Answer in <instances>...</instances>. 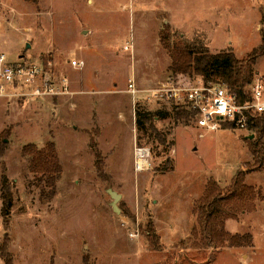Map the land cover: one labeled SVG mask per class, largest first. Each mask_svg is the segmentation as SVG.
Returning a JSON list of instances; mask_svg holds the SVG:
<instances>
[{
    "label": "rangeland",
    "instance_id": "374dc122",
    "mask_svg": "<svg viewBox=\"0 0 264 264\" xmlns=\"http://www.w3.org/2000/svg\"><path fill=\"white\" fill-rule=\"evenodd\" d=\"M263 36L264 0H0V53L42 64L68 90L0 97V177L13 202L7 227L0 218V248L13 264H264V162L257 170L260 155L250 152L256 142L264 155V132L202 130L176 119L172 104L148 94L134 104L126 92L130 81L138 90L203 83L168 71L162 38L171 49L241 59ZM253 72L264 77V56ZM49 142L61 175L45 200L21 148ZM135 148L148 153L142 171ZM237 171H250L244 184L259 195L252 212L228 208L236 218L224 230L252 242L205 244L196 205L209 183L224 194ZM109 191L120 196L117 210Z\"/></svg>",
    "mask_w": 264,
    "mask_h": 264
},
{
    "label": "trees",
    "instance_id": "16d2710c",
    "mask_svg": "<svg viewBox=\"0 0 264 264\" xmlns=\"http://www.w3.org/2000/svg\"><path fill=\"white\" fill-rule=\"evenodd\" d=\"M25 1L34 3L36 0ZM161 43L169 53L170 65L168 66V71L173 76H198L205 84L214 83L226 86L235 96L237 103L249 100L248 85L254 75L253 66L258 58L264 56V36L261 45L241 59L235 58L231 51H220L213 54L209 51L189 47L171 49L165 38L161 39ZM172 109L175 110L174 116L176 119L189 120L191 118V113L185 108L173 107ZM161 116H165V114L162 113ZM150 119L152 120L151 116L149 117ZM137 121L138 123L141 122L140 115ZM225 126L229 129L232 128L230 125ZM251 128L259 135L264 132V124L261 119H258ZM3 133L4 131L0 132V155L4 149ZM250 152L254 159L260 155L259 160H257V170L261 169L264 155L259 153L256 142H253L250 146ZM21 155L25 157L27 167L37 184H42L40 189L41 198L50 199L55 193L56 183L61 175V167L54 144L49 142L42 148H37L34 144H26L21 148ZM249 173L250 171H237L224 194L215 184H207L195 210L196 222L205 244L221 245L223 242H228L234 246H240L242 242L247 245L251 244L252 241L249 234L231 236L224 230L225 221L236 218L235 214L227 213L226 210L228 208L238 213L253 211L254 207L251 202L259 193L255 188L244 184L245 177ZM9 185L10 183L6 176L4 174L1 175L0 197L2 206L0 218L4 227L8 226L10 210L13 205ZM5 248L7 246L5 247L4 245L0 248L3 264H13L11 256L6 251L4 252Z\"/></svg>",
    "mask_w": 264,
    "mask_h": 264
},
{
    "label": "built area",
    "instance_id": "2783aa9c",
    "mask_svg": "<svg viewBox=\"0 0 264 264\" xmlns=\"http://www.w3.org/2000/svg\"><path fill=\"white\" fill-rule=\"evenodd\" d=\"M71 64L81 66V63L76 61ZM126 92L134 104L140 94H148L145 100L154 99L157 102L170 103L173 107L185 108L191 113L194 127L206 131H217L222 129L223 125L244 130L251 128L258 119L264 124V77L252 78L248 85L249 100L243 103H237L235 96L226 86L214 83H202L189 88H180L170 83L156 90H138L130 81ZM67 93L66 80L62 79L59 85H56L42 64L10 62L0 53V97L37 99ZM134 155L135 170L146 169V150L135 148Z\"/></svg>",
    "mask_w": 264,
    "mask_h": 264
},
{
    "label": "water",
    "instance_id": "95a60500",
    "mask_svg": "<svg viewBox=\"0 0 264 264\" xmlns=\"http://www.w3.org/2000/svg\"><path fill=\"white\" fill-rule=\"evenodd\" d=\"M109 195L112 197V200H113V208L115 209V210H117L116 209V207H115V205H114V203L119 199V195H117L116 193H114V192H112V191H109Z\"/></svg>",
    "mask_w": 264,
    "mask_h": 264
},
{
    "label": "crops",
    "instance_id": "0c3cea01",
    "mask_svg": "<svg viewBox=\"0 0 264 264\" xmlns=\"http://www.w3.org/2000/svg\"><path fill=\"white\" fill-rule=\"evenodd\" d=\"M10 89H11V88H10ZM8 91H10L9 88H8Z\"/></svg>",
    "mask_w": 264,
    "mask_h": 264
}]
</instances>
